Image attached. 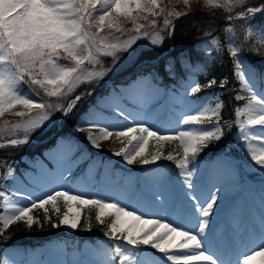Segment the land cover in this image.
<instances>
[{
	"label": "rangeland",
	"instance_id": "rangeland-1",
	"mask_svg": "<svg viewBox=\"0 0 264 264\" xmlns=\"http://www.w3.org/2000/svg\"><path fill=\"white\" fill-rule=\"evenodd\" d=\"M251 1L245 0L244 5H237L234 10L229 12L224 8L213 7L208 0H189L187 5L183 3V0H161L165 14L155 17L148 16L147 19L141 18L136 23L121 18L122 30L119 32L105 26L104 31L100 32L99 35L118 40L122 49L129 39L134 40V42L127 50L117 51L115 57L101 55L98 57L100 63L89 64L85 62L81 72L83 83H78V86L71 92L65 93L63 97H48L44 94V90L38 86H32L34 90L24 86L23 91L28 92L34 99L53 105V107L43 110L48 113L51 122L46 121L47 127L43 130H35L27 134L29 142L34 141L30 138L32 135H44L53 131L54 128L56 131L59 129L60 121L64 117V108L68 103L74 101L72 99L68 101V99L76 92L81 91L82 93L85 88L94 85V89L90 90L92 94L87 95L94 96V103L87 107L86 112L71 128L72 137L57 138L54 146L44 150L41 156L27 159L26 166L19 167L20 175L14 172L15 182L8 180L4 184L0 180V190L11 196L13 187L33 192L35 195H43L55 189L67 188L70 191L81 192L85 195L102 196L106 201L119 200L129 208H136L138 211L166 217L174 223H184L190 226L193 222L192 218L185 214L181 204L177 201L179 182L175 177H171L173 169L170 165L171 162L163 159L173 150L183 158V149L180 147L179 141L164 142L157 147L155 142L150 140L145 147V153H154L159 150L162 153L161 160L144 167L139 162L129 166L123 162L122 157L113 155L114 152L120 151L127 145V138H118L113 134L107 139L101 140L99 148H96L87 139L89 129L87 127L81 128V125L96 121L115 129L123 126V124L131 123V121H123V117H120L119 120L113 118L114 109L120 107L131 113L137 121H144L162 130L177 129L179 117L189 111L183 104L186 89L189 85L197 84L194 74L204 66L206 61L208 62L213 57L211 56L212 53L218 50L223 42H225L224 45L228 54L231 51L229 45H233L239 51L244 68L247 69L256 84L257 90H259L264 86V82L261 80L264 77V36L252 31L253 28L250 29V25H240L231 31L227 29L223 39L209 37L203 41L200 48L201 52L195 54L191 60L183 58L179 59L178 62L172 60L170 67L173 71L170 82L163 83L161 76L154 73L142 74V70L146 66L158 62V59L152 60L147 59V57L159 52L166 43L165 39L169 38V30L163 27L165 18L171 22L169 28H172L173 20L188 12L216 9L226 16L225 20L228 22L229 16L235 17L237 13L241 12L239 9ZM246 10L247 8L243 11ZM169 11L181 15L167 16ZM136 15L133 13V16ZM139 15L147 14L141 13ZM152 20L156 21V27L151 26L150 21ZM92 23L94 24L95 21ZM137 24L142 26L139 33L135 31ZM91 31L96 32L95 27ZM167 32L168 34L165 35ZM161 38L163 42L159 43ZM153 39L158 41L156 45L151 43ZM247 39H249L248 47L245 45ZM164 53L166 52L161 53V56ZM58 62L71 63L63 59ZM96 73H104V75L101 79H96ZM217 93L218 91L215 92V96ZM240 94L246 96L248 93L240 91ZM188 99L195 101L190 106L193 111L198 109L207 115H211L213 111L219 114L220 102L207 106L197 102L194 94L193 96L192 94L189 95ZM241 101V104L236 108L247 107V100ZM57 104L60 105L59 109L54 107ZM17 111H23L26 115L17 116L14 114ZM41 114V110L33 109L29 112L20 105L7 110L0 116V143L10 141L6 140L10 138L25 139V127L30 126L32 121L39 119ZM238 119L244 121L247 117L245 115ZM218 121L214 116L211 120H201L196 125L179 127L212 130L217 126L220 127ZM17 125L20 127H16ZM236 125L237 117L235 116L233 123L235 131L232 132L223 151L217 155L191 162L197 168V172L191 179L201 202H204L209 195L215 194L217 188L220 189L217 206L214 208V216L211 218V227L214 230L210 235V238L214 239L212 251L221 255L223 259L233 262L240 252L256 248L261 242L259 223L261 215L264 214V173H261L258 166H254L245 156L241 142H238L241 131ZM253 130L252 128H245V131ZM53 134L51 132L49 136L41 139L40 143H45L51 139ZM92 134L99 136V129L92 130ZM223 138H225V133H223ZM214 142L216 140L212 139L208 141V145ZM243 143L247 144V142ZM251 143L255 147H259L257 140H252ZM40 176H46L50 179L34 183ZM62 176L66 179H61ZM6 184L7 187H5ZM158 191L165 192L166 202L162 203L160 207H154L150 198L154 192ZM15 201H19L20 204L26 203L19 196L13 198V202ZM8 203V200L0 197V220L2 222L3 217L11 213V209L6 207ZM57 207L59 212H56L51 204L46 205L48 219H45V209L33 208L30 215L38 223H33L31 227H28L23 220L15 221L12 224L20 225L27 232L45 229L51 222L52 224L59 223L66 211L63 200L57 201ZM86 208L87 206H83L80 213L82 214ZM77 210V207L73 206L72 212L75 213ZM108 218L109 216L105 215L102 218L103 222ZM98 223L102 224L101 222ZM253 225L256 227L253 228ZM61 228L67 233L74 231L66 226H61ZM113 241L114 245L123 243V241ZM114 245L109 249L104 246L95 247L90 244H83L76 255L67 257L63 243L58 239H50L42 246L34 248L12 244L2 249L1 264H90L93 261L101 264ZM138 247L139 249L145 248L143 245ZM160 255L157 253V256ZM253 264H264V260L257 257Z\"/></svg>",
	"mask_w": 264,
	"mask_h": 264
},
{
	"label": "snow or ice",
	"instance_id": "snow-or-ice-1",
	"mask_svg": "<svg viewBox=\"0 0 264 264\" xmlns=\"http://www.w3.org/2000/svg\"><path fill=\"white\" fill-rule=\"evenodd\" d=\"M208 2L213 7L224 8L229 12L237 5L245 4V0H208ZM183 3L187 5L189 0H183ZM258 12H264V7H248L246 11L237 13L235 17L229 16L228 20L229 23L234 18L247 20ZM133 13L137 15L133 16ZM141 13L147 15L140 16ZM162 14H165V8L161 6V0H0V116L17 105L29 112L33 109L42 112L39 119L25 127V139H12L9 146L28 143L27 134L35 130H43L47 127L45 122H51L48 113L43 110L53 105L34 99L28 92L23 91L24 86L30 90H34L32 86H38L48 97H63L65 93L77 87L78 83H83L81 72L85 62L100 63L98 57L101 55L115 57L117 51L127 50L134 42L129 39L122 49L118 40L99 35L104 31L105 26L119 32L122 30L121 18L136 23L138 19ZM180 15L174 11L167 12V16ZM92 21L95 23L93 24ZM170 23L165 18L163 27L169 30L171 36L175 29L169 28ZM150 24L156 27L155 20L150 21ZM93 27L96 32L91 31ZM141 27L137 24L135 31L139 33ZM249 28L251 29V26ZM251 30L264 36V30ZM162 42L161 38L159 43ZM151 43L156 45L158 41L153 39ZM229 48L230 58L234 60L232 76L239 84V90L234 94L233 99L247 100L246 108L235 109L236 126L241 131L238 142H241L248 160L264 173V86L257 90L256 84L240 60L239 51L233 45H229ZM62 59L71 63H59L58 61ZM103 75L104 73H96L95 78L101 79ZM261 80L264 82V77ZM216 84L221 89H227L228 77L220 80L213 78L207 82L208 87ZM200 89L199 84L189 85L186 89L183 104L189 111L179 117L177 129L162 130L144 121H137L131 113L120 107L114 109L113 118L119 120L123 117V121H131V123L115 129L96 121L81 125V128L89 129L87 139L96 148H99L101 140L113 134L118 138H127V145L113 155L122 157L123 162L129 166L139 162L144 167L161 160L162 153L159 150L145 153V147L150 140L154 141L157 147L164 142L179 141L183 149V158L177 160L175 164L180 170L178 175L182 177L177 201L185 214L192 218L193 222L190 226L174 223L166 217L141 212L136 208H129L119 200L106 201L102 196L85 195L67 188L35 195L19 187L11 189V196L0 190V197L9 201L6 207L11 209V213L3 217L4 226L23 220L28 227H31L33 223H38L30 215L33 208L45 209V219H48L46 205L51 204L53 209L59 212L57 201L63 200L66 211L59 223L52 224L53 228L66 226L76 230L81 218L80 209L83 206H95L98 222L103 223L102 218L105 215L113 218L105 236L123 243H116L101 264H169V262L170 264H253L257 257L264 260V214L261 215L259 223L261 242L256 248L240 252L234 262L223 259L221 255L212 251L214 239L210 238V235L214 230L211 227V218L214 216L220 189L217 188L215 194L209 195L204 202H201L191 179L197 168L191 163L190 155H197L212 139L220 141L223 133L218 126L212 130L179 127L196 125L201 120H211L214 116L219 120V114L215 111L207 115L198 109L191 110L190 106L195 101L189 100L188 96L198 93ZM240 91H246L248 94L241 95ZM91 94V92L86 93V95ZM83 99L84 95L76 96L74 101L64 108L63 115H69ZM54 107L59 109L60 105ZM14 114L21 117L26 115L23 111ZM245 115L246 120L238 119ZM246 127L254 130L245 131ZM97 128L100 132L99 136L92 134V130ZM252 140L259 141L258 148L251 143ZM3 147L4 145L0 144V148ZM163 159L173 161L174 156L168 154ZM4 178L15 182L16 177L10 166L7 167ZM49 179L40 176L34 183ZM61 179L66 177L62 176ZM165 195L163 191L154 192L150 198L153 206L160 207L165 203ZM17 196L22 197L26 203L13 202V198ZM73 206L78 209L75 213L72 212ZM129 221L131 223H128ZM255 227L253 225V228ZM140 245L145 248L139 249ZM157 253L161 255L157 256ZM90 264L97 262L93 261Z\"/></svg>",
	"mask_w": 264,
	"mask_h": 264
},
{
	"label": "trees",
	"instance_id": "trees-1",
	"mask_svg": "<svg viewBox=\"0 0 264 264\" xmlns=\"http://www.w3.org/2000/svg\"><path fill=\"white\" fill-rule=\"evenodd\" d=\"M248 7L257 8L264 7V0H252L248 5L240 8L243 11ZM232 14V13H230ZM226 16L216 9L211 11H193L188 12L181 17L173 20L172 25L174 27V33L166 38V43L162 49L156 54H152L147 57V59L157 60L158 62L146 66L142 70L144 73H154L155 75L161 76V80L165 83L170 82L172 76V69L170 67L172 60L178 62L179 59H192L195 54L200 53V48L203 41L207 40L209 37H215L223 39L224 32L231 28L243 26H251L253 29L264 30V12L256 13L250 19L239 21L231 20L227 22L225 20ZM165 33V35H167ZM244 36V34H242ZM244 42V41H243ZM225 42H223L218 50H215L209 61L205 62L204 66L199 68V70L194 74L197 84L201 85V89L198 93L194 94L197 102L211 106L216 102L221 103V108L219 111V125L225 133V138L220 141H216L207 147L202 148V151L195 156H190V161L197 159H202L205 157H211L219 154L224 150L227 141L229 140L232 132L235 131L233 122L235 120V108L241 104L242 101H235L233 99L234 94L238 91V83L232 76L233 71V59L225 49ZM245 45L248 47L249 39ZM163 56L159 58L161 53ZM173 62V63H174ZM223 77H228L229 87L227 89H221L218 84L207 86V82L213 78L220 80ZM120 82V81H119ZM125 82V81H123ZM122 82V83H123ZM94 89V85L89 88H85L83 92L78 91L75 95H86L90 90ZM218 91L215 96V92ZM75 95L71 96L72 99ZM94 103V96H85V98L80 101L77 107L67 116H64L59 125V129L56 131L55 128L52 133L55 136L49 139L45 143H40V140L51 134L46 133L44 135H32L30 138L34 140L35 143L29 142L26 144H18L17 146H9L0 148V175L1 182L4 184L8 182L5 180L4 173L8 166H10L15 174L20 175L19 167L26 166V160L33 158L35 156H41L44 150L54 146L57 138H70L73 136L71 128L76 124V122L81 118V116L86 112L87 107ZM67 104V103H66ZM65 104V105H66ZM6 139V140H11ZM170 154L174 156L173 161L170 164L173 167L171 173L182 179L178 175L180 170L176 168V161L182 159L178 156L176 151H170ZM24 158V161L22 159ZM97 209L95 206H87L83 211L79 226L72 233L65 232L61 227L53 228L52 222L47 225L45 229H37L36 231L27 232L22 229L18 224H10L7 227L0 220V264H1V254L2 249L5 246L12 244H19L24 247L34 248L40 246L41 244L49 241L51 238L64 237L70 239L67 242V254L73 255L76 249L83 244V242H88L96 247L104 246L106 248L112 247L114 241L105 236V233L109 230V224L112 222V217L99 224L96 220ZM1 213V208H0ZM90 226V228H89Z\"/></svg>",
	"mask_w": 264,
	"mask_h": 264
},
{
	"label": "water",
	"instance_id": "water-1",
	"mask_svg": "<svg viewBox=\"0 0 264 264\" xmlns=\"http://www.w3.org/2000/svg\"><path fill=\"white\" fill-rule=\"evenodd\" d=\"M2 145H4V147L9 146V142L2 143Z\"/></svg>",
	"mask_w": 264,
	"mask_h": 264
}]
</instances>
